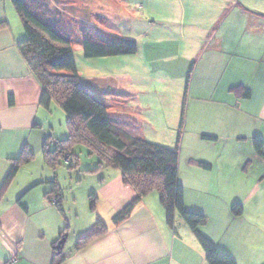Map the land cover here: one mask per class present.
Returning a JSON list of instances; mask_svg holds the SVG:
<instances>
[{"label":"crops","instance_id":"obj_1","mask_svg":"<svg viewBox=\"0 0 264 264\" xmlns=\"http://www.w3.org/2000/svg\"><path fill=\"white\" fill-rule=\"evenodd\" d=\"M191 1L192 5L200 3L206 6L201 13L208 17V25L200 27L198 23L186 22L183 18V36L186 33L200 34V38H204L208 28L220 22L219 18L233 4L241 13V25L246 22L244 14L249 15L250 20L245 32H242L247 41L232 51L238 60L233 64L232 54L230 56L226 52L229 49L220 39L214 47L216 56L213 54L209 61L213 70L219 72L224 67L222 74L231 78L234 74H241L240 84L252 91L250 99H242L231 90L233 98L229 97V101L216 95H213L214 99H199L203 103L195 105L193 111L204 115L209 113L215 126L224 131L228 130L226 123L230 119H219L220 115L231 116L237 111H241L244 115L242 119L249 127L256 121L263 122L264 102L257 113L252 111V104L249 103L255 95L254 86L264 89V80L261 79L264 76L255 75L249 64L257 62L256 57L261 61L258 66L264 64V25L261 20L264 18V0ZM186 11L187 6L184 5L185 16ZM4 21L7 26L0 29V188L11 170L13 159L25 149L37 155L36 159L34 157L31 162L22 165L0 201V264H53L55 245L66 226H69L63 250L66 260L62 264H208L204 248L185 224L177 220L176 232L168 226L157 192L144 197L128 219L118 224L114 222L115 215L136 197V191L124 184L118 169L109 168L105 179L94 187L98 197L94 211L91 210L96 217L94 220H82L76 209L78 199L74 193H69L70 199L67 196L63 203V209L70 210L72 219L46 197L50 187L47 182L56 178L65 189L54 169L47 164L44 154L40 158L41 144L44 142V152L46 135L49 134L41 125V122L47 121L46 116L41 115L42 88L18 49V42L24 38L25 32L10 0H0V23ZM242 28L244 30L245 26ZM256 77L258 80H255ZM189 111L190 107L188 116ZM252 134L253 131L251 135L244 136L252 138ZM257 134L255 137H259ZM196 137L202 139L199 133H194V139ZM260 157L264 158V155H260L255 147L254 152L248 155L240 152L228 156L223 152L216 159L207 155H190L187 160L180 161L179 179L184 186L186 207L207 217L203 233L238 264H264V170L259 176V183L251 191L245 193L240 190L232 197H226V193L233 187V179L238 172L236 167L242 166L247 158H250V164L264 167ZM192 160L208 162L212 164V169L204 170ZM82 194L87 196V190H83ZM236 202L244 206L241 217L232 213V205ZM98 221L106 226L105 234L83 249L76 251L74 247L73 251L65 254L73 239L78 240Z\"/></svg>","mask_w":264,"mask_h":264},{"label":"rangeland","instance_id":"obj_2","mask_svg":"<svg viewBox=\"0 0 264 264\" xmlns=\"http://www.w3.org/2000/svg\"><path fill=\"white\" fill-rule=\"evenodd\" d=\"M184 5L187 6L186 16L183 13ZM202 8L206 6L203 7L200 3L192 5L191 0H36L39 14L50 25H58L74 39L73 50L81 78L89 84L95 98L107 103L111 114L126 119L120 124L130 123L133 133L139 137L164 147L175 148L187 81L191 76L185 127L181 135L180 161L187 160L190 155H207L216 159L223 152L228 156L240 152L248 155L255 150L253 139L256 133L264 141V121H256V124L249 127L243 121L241 111L231 116L220 115L219 119H230L226 123L228 130L224 131L215 126L209 113H197L193 108L195 105H202L203 102L199 99H214L213 95L228 101L233 98L230 90L241 85V74H234L232 79L227 74H222L224 67L219 72L213 70V64L209 60L213 54L216 56L214 47L218 40H224L225 47L229 49L226 52L230 56L237 45L247 41L243 33L250 17L243 13V20L246 22L241 25V13L233 4L219 18L220 22L208 28L204 38H200V34L186 33L183 36V18L186 22L198 23L200 27L208 25V17L201 13L205 11ZM261 20L264 25V18ZM242 26H245L244 30ZM85 37L96 42L115 38L134 39L139 44V51L132 56L87 59L83 52ZM233 58L234 64L238 59ZM256 61L249 64V69L256 72L255 75L264 76V64L258 66L261 61L257 57ZM214 66L216 68L215 64ZM255 80H258L257 77ZM253 84L257 85V82ZM254 87L255 95L249 104H252V111L256 112L264 102V89ZM42 109L41 115L46 116L47 121L41 122V125L49 133L46 141L53 146V141L66 139L69 135L67 115L55 102L50 111ZM251 131L254 133L252 138H245L247 136L244 135H251ZM194 133L215 136L217 140L209 141L200 137L194 139ZM48 136L53 138L48 139ZM43 143L39 150L41 159L44 154ZM73 154L77 158V167L71 168L65 159H60L54 171L63 183L65 198L68 196L70 199L69 193L76 195V209L82 220H94L96 217L91 213L90 195L110 169L105 165L101 168L100 157L85 144L75 145ZM36 155L37 153L34 154L35 159ZM249 159L242 166L236 167L238 174L233 179V187L227 190L226 197H232L240 190L245 193L251 191L259 183L264 167L250 164L252 162ZM261 159L264 162V158ZM214 163L218 165L217 162ZM83 190H87V196L82 194ZM64 210L72 219L70 210ZM76 244L77 239H73L65 254L73 251Z\"/></svg>","mask_w":264,"mask_h":264},{"label":"trees","instance_id":"obj_3","mask_svg":"<svg viewBox=\"0 0 264 264\" xmlns=\"http://www.w3.org/2000/svg\"><path fill=\"white\" fill-rule=\"evenodd\" d=\"M10 1L25 32L24 38L18 42V49L42 88L40 105L50 111L55 102L67 115L68 137L53 141V146L48 141L45 142L43 153L47 164L54 169L60 159L66 160L70 156V167H77L73 147L77 144L87 145L100 157L101 168L106 166L108 169H118L122 173L124 184L136 191L134 200L115 215L113 220L116 224L128 219L144 197L157 192L165 209L168 226L176 232L177 220L185 224L204 248L208 264H238L230 254L219 249L203 233L202 228L207 224V217L200 212L190 211L185 204V190L179 179L180 143L185 127L186 100L191 76L187 81L176 147L169 148L152 143L133 133L130 123L120 124L126 119L111 114L107 103L91 94L89 84L79 74L73 50L74 39L71 35L58 25H50L36 9V0ZM6 26V21L0 23V29ZM138 51L139 44L134 39L115 38L106 42H96L90 37L83 39V52L87 59L132 56ZM192 71L193 66L191 73ZM231 92L242 99H250L252 96L251 89L244 85L232 87ZM202 139L214 141L217 137L203 135ZM253 141L258 153L264 155V141L258 136ZM33 158L34 154L25 149L18 158L12 160L11 170L0 188V201L22 165L31 162ZM192 163L207 171L212 169V164L208 162L192 160ZM47 184L50 187L46 197L64 212V190L57 178ZM97 198L96 193L90 195L92 211ZM243 212L242 203L236 202L232 205L234 216L241 217ZM68 229L69 226H66L60 241L68 237ZM105 232L106 226L98 221L78 237L75 250L83 249ZM59 242L55 245L53 264H62L66 260L63 252L56 250Z\"/></svg>","mask_w":264,"mask_h":264},{"label":"water","instance_id":"obj_4","mask_svg":"<svg viewBox=\"0 0 264 264\" xmlns=\"http://www.w3.org/2000/svg\"><path fill=\"white\" fill-rule=\"evenodd\" d=\"M66 239H62L59 244L56 246V250L59 252V253H62L64 248H65V245H66Z\"/></svg>","mask_w":264,"mask_h":264},{"label":"built area","instance_id":"obj_5","mask_svg":"<svg viewBox=\"0 0 264 264\" xmlns=\"http://www.w3.org/2000/svg\"><path fill=\"white\" fill-rule=\"evenodd\" d=\"M66 161H67L68 163L71 162V157H70V156H67V157H66ZM11 264H14V263L12 262Z\"/></svg>","mask_w":264,"mask_h":264}]
</instances>
